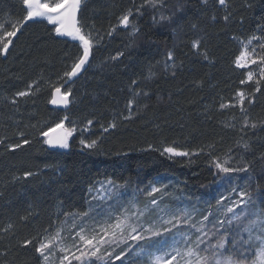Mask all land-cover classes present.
<instances>
[{
    "label": "trees",
    "instance_id": "1",
    "mask_svg": "<svg viewBox=\"0 0 264 264\" xmlns=\"http://www.w3.org/2000/svg\"><path fill=\"white\" fill-rule=\"evenodd\" d=\"M141 3L86 0L83 22L107 33L124 11ZM9 14L13 20L23 16L19 0H0V20ZM153 15L148 8L135 17L133 23L140 29L135 38L131 28L123 27L111 37L105 35L93 50L91 67L67 84L58 77L79 54L78 44L56 36L45 21L27 22L9 52L0 54V253L6 252L0 255V264H38L34 249L22 248L20 242L55 226L58 218L64 219L61 213L88 210L89 189L99 180L111 179L143 192L151 185L173 182L182 187L184 197L209 198L212 188L222 186L226 178L217 174L212 157L206 154L213 144V156L225 158L232 149L242 156L240 163L251 165L240 179L264 209V161L260 159L264 129L241 132L239 109H219L221 102H231L236 91L254 90L240 83L246 71L236 68L234 60L241 41L261 35L264 0H227L226 8L218 0H208L206 5L188 0L176 33L154 25ZM226 15L228 21L223 19ZM197 39L199 49L192 47ZM205 49L207 60L200 54ZM169 50L176 67L165 70ZM36 81L39 92L15 96ZM62 84V91L71 88V95L67 110L58 111L50 107V85ZM139 90L147 91L150 99L137 98L130 115L128 102ZM248 114L258 125L264 122V92L256 94ZM66 116V124L87 129L84 140L98 141L96 149L84 148L78 134L67 149L44 143L41 133ZM233 117L236 128L226 127ZM113 122L114 129L109 127ZM25 139L28 144H23ZM238 141L248 143L250 149H238ZM17 144L21 146L11 147ZM171 145L190 154L203 148L204 154L161 155L163 147ZM26 172L32 175L25 176ZM22 217H28L26 223ZM10 224L15 226L13 231L3 232Z\"/></svg>",
    "mask_w": 264,
    "mask_h": 264
},
{
    "label": "snow or ice",
    "instance_id": "2",
    "mask_svg": "<svg viewBox=\"0 0 264 264\" xmlns=\"http://www.w3.org/2000/svg\"><path fill=\"white\" fill-rule=\"evenodd\" d=\"M23 16L12 19L10 14L0 20V54L6 55L14 45L13 38L22 34V29L28 21H46L54 26L57 36L70 38L77 42L79 54L72 59L58 77L65 84L73 81L93 57L94 48L103 42L104 36L111 37L118 27L131 28V36L135 38L140 29L133 20L143 11L151 8L154 15L152 22L161 28L176 33L186 15L188 0H142L137 7L129 8L118 18L117 25L110 26L107 33H102L94 27L83 22L82 6L84 0H19ZM204 5L208 0H200ZM221 7H227V0H218ZM215 19V17H213ZM228 21L229 15L223 17ZM193 29L197 28L192 24ZM10 29V30H9ZM260 36H252L246 42L241 41L242 48L235 57L234 65L239 69H248L246 78L241 80L243 85L248 82L255 84L253 91L246 93L243 90L235 92L231 102L219 104L220 110L238 108L241 113L240 131H255L259 126L264 129V122L258 125L249 116V106L255 105L256 94L264 92V28L260 29ZM253 42L255 45L253 46ZM201 40L193 41L192 47L199 49ZM205 60L209 59L207 50L200 53ZM123 55V53H120ZM115 59V58H113ZM172 62V63H169ZM250 65H255L251 69ZM174 55L171 50L167 53L165 70L175 68ZM136 82L133 81V84ZM52 87L51 104L69 103L71 88L62 91L64 85ZM27 91H18L16 97H26L39 92V81L28 86ZM133 99L128 102L131 110L137 98L150 99L147 91L133 92ZM16 103V99H12ZM129 116L123 117L129 119ZM67 119V116L64 118ZM89 125L92 121L87 122ZM116 123L109 125L116 128ZM226 127L236 128L235 117L226 123ZM60 134L53 137L49 131L42 132L47 137L45 143L52 147L68 148L69 138L74 128H65L63 121L56 125ZM87 129H85L86 131ZM105 132L108 128L104 129ZM22 136L23 133H20ZM243 141V137H241ZM237 142V148L248 151V143ZM0 143H3L0 140ZM27 139L23 144H28ZM80 143L86 149H96L98 141L93 139ZM21 145L11 147L18 148ZM152 147V146H149ZM215 145L208 146V156L212 157L211 164L217 174L247 173L251 165L242 160V156L229 149L225 158L213 156ZM172 157H188L190 155L204 154L201 148L197 153L181 151L175 145L163 147L161 155ZM264 161V155L260 157ZM235 165V166H234ZM32 175L26 172L25 176ZM122 185L114 183L111 179L101 183L95 189L93 200L110 201L113 192H119ZM93 191V189H89ZM160 188L152 186L145 194L150 199L141 207L138 202L127 206L109 204L106 208H99L89 204V209L76 213H61L64 219L59 220L55 226L46 228L35 236L25 238L20 247L27 249L31 246L36 253L38 264H113V260L121 264H264V211H254V197L251 192L233 188L232 192L239 197L238 201H231V196L223 197L217 201L219 207L215 212L200 210L198 208L161 209L156 193ZM223 200L231 201V206H224ZM239 209V210H237ZM159 210L160 214H156ZM156 214V215H154ZM199 216V219L197 217ZM27 222L28 217L21 218ZM183 225L187 230L182 229ZM14 225H8L3 232H12ZM175 229V231H173ZM14 235V233H13ZM6 255V252L0 253Z\"/></svg>",
    "mask_w": 264,
    "mask_h": 264
},
{
    "label": "rangeland",
    "instance_id": "3",
    "mask_svg": "<svg viewBox=\"0 0 264 264\" xmlns=\"http://www.w3.org/2000/svg\"><path fill=\"white\" fill-rule=\"evenodd\" d=\"M85 1L86 0H84V2ZM36 21H39V20H36ZM54 33H55V31H54ZM55 35L57 36L56 33H55ZM255 36H257V35H255ZM58 37H60V36H58ZM62 38H66V39L70 40V38H67V37H62ZM247 40H244V42H246ZM254 45H255V42H253V46ZM241 48H242V44L240 42V51H241ZM2 55H4V54H2ZM91 61H92V59H90V63L88 64L89 67H91V64H92ZM250 68L254 70L255 65H250ZM243 70H245L247 72L248 69H243ZM245 84L248 86H253V88H255V84L252 82H248ZM243 91L248 93L247 90H243ZM61 121H63L65 128H74L75 129V131L73 132V135L69 138V140L72 139L74 134H78L81 139L85 138L87 130L85 131V129H83V127H79L76 125H69V123L66 124L65 119H62ZM61 121L57 122L56 124L61 123ZM239 125H240V123H239ZM59 134H60V130L56 128V125L53 126L51 128V131L49 132V135L53 136V137H55ZM46 139H47V137H45L44 143H45ZM46 145H48V144H46ZM56 148L65 149V148H60V147H56ZM241 173L242 172L226 174V178H225L223 185L222 186H220V185L214 186L212 188V192H213L212 195L207 199H205L206 196H205V198L184 197L181 194L182 187L179 184L173 183V182H160V183H158V185H151L150 187L155 186V187H158L161 189V191L159 193L155 194L158 201H159V205H160L161 209L171 208V209L175 210L178 208H189V209L198 208L200 210H204L205 212L208 210L215 212L217 210V208L219 207V205L217 204V201H220L223 197L231 196V201H238L239 200L238 195L236 193L232 192L233 188L237 189V192L240 190L251 192V190L244 183L241 182V179H240ZM107 180H109V179L97 181L96 184L91 188V189H93V191H91V192L89 191V193L91 195V204H93L94 206H98L99 208H106L109 204H113V205H117V206L118 205L127 206L133 202H138L139 205L141 207H143V205L145 203H147V201L150 199L145 194H143V193H146L147 190L145 192H143L141 190H136V189L134 190V189L127 188L126 186H122L119 189L118 193L113 192V199L110 201L104 202V201H99V200H93V196L96 195L95 189L98 188L101 183H105ZM116 184H118V183H116ZM118 185H120V184H118ZM150 187L148 188V190L150 189ZM252 195L254 197L253 193H252ZM231 201L223 200V205L224 206H231ZM253 203H254L255 207L252 210L257 211V212L264 211V209H262L260 206H258L255 203V199H254ZM237 210H239V209H237ZM156 214H160L159 210H157ZM156 214H154V215H156ZM197 219H199V216L197 217ZM180 227L184 230H187L185 228V226H183V225H181ZM173 231H175V229ZM113 264H121V261L114 259ZM125 264H127V261H125ZM138 264H143V261H139Z\"/></svg>",
    "mask_w": 264,
    "mask_h": 264
},
{
    "label": "water",
    "instance_id": "4",
    "mask_svg": "<svg viewBox=\"0 0 264 264\" xmlns=\"http://www.w3.org/2000/svg\"><path fill=\"white\" fill-rule=\"evenodd\" d=\"M87 67H88V65H86L85 66V69L84 70H82L81 71V73L80 74H78V76L76 77V78H73V80H75V79H77L78 77H80L84 72H85V70L87 69ZM51 99H52V94H51ZM68 106H69V103L67 104V105H63V104H51L50 103V107L52 108V109H55V110H58V111H65V110H67V108H68ZM51 148H54V147H52V146H50Z\"/></svg>",
    "mask_w": 264,
    "mask_h": 264
}]
</instances>
